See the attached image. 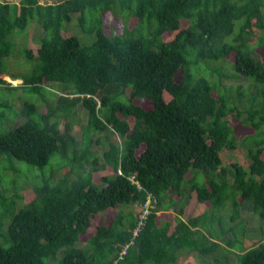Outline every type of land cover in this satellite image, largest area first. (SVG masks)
<instances>
[{"label":"trees","instance_id":"16d2710c","mask_svg":"<svg viewBox=\"0 0 264 264\" xmlns=\"http://www.w3.org/2000/svg\"><path fill=\"white\" fill-rule=\"evenodd\" d=\"M111 15L123 32L105 31ZM32 24L43 30L36 53L17 40ZM256 31L264 45V0H0V96L22 89L24 101L18 110L0 98V181L9 182L5 170L21 174L12 157L44 167L59 153L65 166L62 177L53 168L31 180L35 194L20 206V189L0 190V264H179L195 252L215 264H264V224L250 247L235 224L241 210L264 221V60L248 37ZM20 56L30 63L16 72ZM229 76L245 83L230 86ZM49 88L61 95L45 113ZM79 102L88 112L81 139L71 132ZM60 109L64 131L52 120ZM18 113L25 119L13 126ZM230 115L254 132L239 138ZM241 145L249 165L226 164L222 153ZM191 201L209 207L186 219ZM226 201L227 218L215 212ZM172 206L170 230L159 212Z\"/></svg>","mask_w":264,"mask_h":264},{"label":"rangeland","instance_id":"374dc122","mask_svg":"<svg viewBox=\"0 0 264 264\" xmlns=\"http://www.w3.org/2000/svg\"><path fill=\"white\" fill-rule=\"evenodd\" d=\"M4 1H10L13 3H18L20 0H4ZM49 1L57 2L60 0H49ZM107 22H108V25L104 27L106 32H108V33L123 32L124 23L121 19H116L113 17V15H111V16L107 17ZM133 25H134V21L130 22L129 26L133 27ZM184 25H185V23H184ZM72 28L73 27L70 26L67 33H69V34L73 33L74 30ZM239 30H240V27L237 26L236 31L239 32ZM261 31H256L255 33L249 34L248 37L251 39L252 44L255 45V52L258 55V57L261 60H264V45H260L259 41H258V38L262 35ZM42 34H43L42 28L37 24H32V26H30L25 33H21L17 36V40L25 43L26 46L32 48L34 50V52L36 53L37 49L39 47V37ZM80 35H81V38L83 41L91 42L90 38L85 37L82 33H80ZM91 37H93V36H91ZM170 37H171V35L165 34L166 39H168ZM257 41H258V43H257ZM29 63H30V61H28L26 57L20 56L18 58V60L13 59V62H12L10 67L16 72H23L24 70H26L24 67H26V65H28ZM224 64H225V67H228L227 63H224ZM180 78H181V72L178 73L177 80H180ZM224 81L227 82L228 85L234 86V87H236L238 84L245 83V81L242 79H237V78H233L230 76L225 78ZM14 82L17 84V83L21 82V79L14 80ZM22 93H23L22 89H20L14 95H10V96H9V94H7V92H5L2 96H0V98L2 100L9 98L8 101L12 102L16 106V109L21 110V108L24 104L23 99L20 98V95ZM60 95H61V92H55L50 88L46 89L45 90L46 99L42 104V107H43L42 111L46 113L48 106H50V105H53V107H58ZM140 102L144 105H148V106L151 105L150 102H148L146 100H143ZM72 108L74 109L75 115H73L71 118L74 122V124L72 125L71 132H72V134H74L77 137V139H81V135H82V127L81 126H82V124H84L87 121L88 112L83 107L81 102L77 103L76 105H73ZM62 113L65 114L64 110L60 109L58 111V113L53 114L52 120L53 121H59V127H60L61 131H64L66 123L69 121V118L66 116H63ZM24 119L25 118L21 115V113H18L17 117L14 119L12 125L16 126V125L22 123L24 121ZM229 119H230L231 123L236 127L237 136L239 138H242V137L246 136L247 134H250V133L252 134L254 132V129L243 127L240 124V122H238L237 120L234 121V119L231 115L229 116ZM103 136H105V135H103ZM115 139L118 141H121L119 136H116ZM102 145H103L102 143L101 144H95L93 146L95 152L99 153V151L102 150L101 149ZM263 156H264V154H263ZM222 157L225 160L226 164H230L232 161H237V162L243 163V164L248 166L249 162H250V158L248 157L247 147L242 146V145L238 146L234 150L224 151V153H222ZM11 159L21 169V174H20L21 176L15 175V173L12 172L11 170H5L3 173L4 175H2V176L4 178H6L7 180H9V182L6 181V182H4L5 184H3L0 181V190L5 192L4 190L7 189V194L12 195V194H15L18 191V189H20V191L23 193L24 197H23L22 202L19 201V206L22 205L23 202L30 200L35 194L33 182L31 180H33V181L36 180V182H37V180H38L37 175H48L50 173V171H52L53 168H58L59 167L58 164L63 160L61 155L58 153V154L53 155L49 164L45 165L44 167H39V166L32 165V164L27 163V162L22 161V160H17L14 157H12ZM63 162H64V160H63ZM111 172H112V170L110 168L99 170V171L95 172V179L97 180V182H100V178L102 175L107 174V173H111ZM64 174H65V166L60 167L58 169H55V171H54V177L55 178L54 179L62 177V176H64ZM28 177L30 178V180L26 179ZM75 177H76V173H73L71 175V178L74 179ZM16 187H18V188H16ZM194 198L197 201V198L196 197H194ZM208 205L209 204H207V202L199 205L195 201H191L188 204H186V207H185L186 212H185V215H183V216L186 219H188V216H190V215H196L197 213H201L202 211L207 210L208 209L207 207H209ZM131 207L136 208V211L139 210V205L133 204ZM216 209L217 210L215 212H216V214H218V216L223 214L226 218L228 217V215L227 214L225 215L224 213L230 214V212H228V211H230V209L233 210L232 204L230 201H226V206L223 208V210H222V208H219V207ZM169 210L170 211L161 212L159 214V217H160L159 220H160V223L163 225H166L167 223H169L170 224V230H171L176 225V220H177V218H176L177 214L176 213L178 210L177 209L174 210L173 206ZM108 217H112V214L108 215ZM238 223H240V225L242 224L241 226L243 228V233H242L241 237L244 239L246 247H250L253 244H255L261 240L260 226L262 223L264 224V221L260 218V216L255 215L252 211L241 210L240 218L237 219L235 224H238ZM96 226H97V223H94L91 226V228L89 230L91 232L90 234H93L96 232ZM220 252H222V250H220ZM194 254H197V252H195ZM194 254L193 253H182L179 256L178 263L179 264H199L200 260H201L204 264H215L211 255H208L205 257L203 256V257H200V259H199V258H197V255H194ZM231 256L233 257L234 255H231ZM51 264H56V263L51 262Z\"/></svg>","mask_w":264,"mask_h":264},{"label":"built area","instance_id":"2783aa9c","mask_svg":"<svg viewBox=\"0 0 264 264\" xmlns=\"http://www.w3.org/2000/svg\"><path fill=\"white\" fill-rule=\"evenodd\" d=\"M149 212H150L149 209H145L144 212L141 214V219H140V223L138 225V229L141 228L145 224V220L147 219ZM136 233H137V231H136ZM123 252H126V250L124 249Z\"/></svg>","mask_w":264,"mask_h":264},{"label":"crops","instance_id":"0c3cea01","mask_svg":"<svg viewBox=\"0 0 264 264\" xmlns=\"http://www.w3.org/2000/svg\"><path fill=\"white\" fill-rule=\"evenodd\" d=\"M162 212V211H161ZM161 212H159V213H161Z\"/></svg>","mask_w":264,"mask_h":264},{"label":"bare ground","instance_id":"6f19581e","mask_svg":"<svg viewBox=\"0 0 264 264\" xmlns=\"http://www.w3.org/2000/svg\"><path fill=\"white\" fill-rule=\"evenodd\" d=\"M11 115V114H10Z\"/></svg>","mask_w":264,"mask_h":264}]
</instances>
